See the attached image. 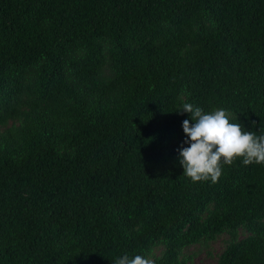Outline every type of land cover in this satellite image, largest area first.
Wrapping results in <instances>:
<instances>
[{
  "label": "trees",
  "instance_id": "1",
  "mask_svg": "<svg viewBox=\"0 0 264 264\" xmlns=\"http://www.w3.org/2000/svg\"><path fill=\"white\" fill-rule=\"evenodd\" d=\"M183 103L264 134V0H0V264H264V165L193 183Z\"/></svg>",
  "mask_w": 264,
  "mask_h": 264
},
{
  "label": "clouds",
  "instance_id": "2",
  "mask_svg": "<svg viewBox=\"0 0 264 264\" xmlns=\"http://www.w3.org/2000/svg\"><path fill=\"white\" fill-rule=\"evenodd\" d=\"M179 111L189 113L193 121L191 124L188 119L182 122L187 137L184 143L189 146L179 152L183 175L193 183L218 182L222 165H232L237 159H242L245 166L264 165V134L246 130L235 113L225 109L204 113L191 103H183ZM115 264H154V261L143 255L130 258L125 254Z\"/></svg>",
  "mask_w": 264,
  "mask_h": 264
},
{
  "label": "rangeland",
  "instance_id": "3",
  "mask_svg": "<svg viewBox=\"0 0 264 264\" xmlns=\"http://www.w3.org/2000/svg\"><path fill=\"white\" fill-rule=\"evenodd\" d=\"M222 246V240H219L208 247H201L199 250L196 247L191 249L190 251L196 254L192 264H214Z\"/></svg>",
  "mask_w": 264,
  "mask_h": 264
}]
</instances>
